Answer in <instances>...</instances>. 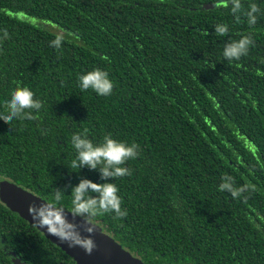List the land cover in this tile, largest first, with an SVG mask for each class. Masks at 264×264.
<instances>
[{
  "label": "trees",
  "instance_id": "1",
  "mask_svg": "<svg viewBox=\"0 0 264 264\" xmlns=\"http://www.w3.org/2000/svg\"><path fill=\"white\" fill-rule=\"evenodd\" d=\"M249 3L261 10L251 27L224 0H0V112L18 85L42 103L34 119L0 118V179L45 200L62 191L68 206L80 179L105 182L71 168V134H110L138 145L131 175L106 178L127 215L93 219L124 249L144 264H264V0ZM48 23L73 36L50 46ZM243 33L248 54L224 59ZM95 67L109 96L77 86ZM225 174L250 187L233 199L218 190ZM16 259L75 264L0 203V264Z\"/></svg>",
  "mask_w": 264,
  "mask_h": 264
},
{
  "label": "clouds",
  "instance_id": "2",
  "mask_svg": "<svg viewBox=\"0 0 264 264\" xmlns=\"http://www.w3.org/2000/svg\"><path fill=\"white\" fill-rule=\"evenodd\" d=\"M224 6L229 8L235 22H242L253 26L257 22L260 8L256 3H249L244 8L242 0H224ZM229 30L227 23L215 24V32L218 36H224ZM4 36L8 35L6 28H0ZM73 36L65 33L63 28H58L54 38L49 41L50 46L59 48L62 41ZM251 34H238V38L230 40L224 45L221 56L228 61H238L246 56L253 45ZM264 64V58L259 60ZM79 89H91L98 96H109L113 91V81L107 71L95 67L84 71L77 76ZM4 104L6 111L0 112V118L5 121L19 119H34V110L41 109L40 99L34 98L33 91L27 86H16L10 90ZM86 131V130H85ZM71 148L74 157L71 160V168L78 171L80 168L98 169L100 176L105 178L104 183H95L90 179H80L79 183L71 187L70 202L68 206L61 204L64 198L62 191H56L46 202L36 205L29 203L27 211L30 214L33 226L49 236L56 237L68 247L78 246L86 253H91L95 248V242L91 236L82 235L77 226L67 218L66 211L72 216L85 218L88 227L84 229L92 233L96 216L112 213L115 217L127 215L121 207L119 189L114 182H107L106 178L124 177L131 175L129 168L125 167L126 161L135 159L138 155V145L114 139L110 134L104 135L99 141L89 139L85 132H74L70 137ZM250 186L247 184L237 186L231 175L222 176V182L218 184L219 191L231 193L233 199L241 196ZM94 194V195H93Z\"/></svg>",
  "mask_w": 264,
  "mask_h": 264
},
{
  "label": "water",
  "instance_id": "3",
  "mask_svg": "<svg viewBox=\"0 0 264 264\" xmlns=\"http://www.w3.org/2000/svg\"><path fill=\"white\" fill-rule=\"evenodd\" d=\"M44 202H46L45 199L9 180L0 181V203L30 226H33V222L27 211L28 204L35 203L39 205ZM65 211L67 218L77 226L81 234L85 236L90 235L94 240L95 248H93L91 253H86L84 249L78 246L68 247L67 243H62L56 237L49 236L37 228L36 230L70 257L75 264H144L141 259L124 249L112 236L107 234L97 222L92 225L94 231L87 233L84 229L89 225L85 221V218L80 216L74 217L67 210ZM14 262L15 264H22L17 259Z\"/></svg>",
  "mask_w": 264,
  "mask_h": 264
},
{
  "label": "rangeland",
  "instance_id": "4",
  "mask_svg": "<svg viewBox=\"0 0 264 264\" xmlns=\"http://www.w3.org/2000/svg\"><path fill=\"white\" fill-rule=\"evenodd\" d=\"M45 25V27H47V26H50L49 28H51L52 30L51 31H53L54 33L57 31V27L56 26H54V25H52V24H50V23H48V24H44ZM48 28V27H47Z\"/></svg>",
  "mask_w": 264,
  "mask_h": 264
},
{
  "label": "flooded vegetation",
  "instance_id": "5",
  "mask_svg": "<svg viewBox=\"0 0 264 264\" xmlns=\"http://www.w3.org/2000/svg\"><path fill=\"white\" fill-rule=\"evenodd\" d=\"M2 180H9V179L1 178L0 181H2ZM9 181H10V180H9ZM11 182H12V181H11Z\"/></svg>",
  "mask_w": 264,
  "mask_h": 264
}]
</instances>
